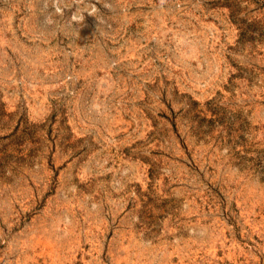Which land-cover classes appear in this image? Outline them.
Returning a JSON list of instances; mask_svg holds the SVG:
<instances>
[{"label":"rangeland","instance_id":"rangeland-1","mask_svg":"<svg viewBox=\"0 0 264 264\" xmlns=\"http://www.w3.org/2000/svg\"><path fill=\"white\" fill-rule=\"evenodd\" d=\"M0 264H264V0H0Z\"/></svg>","mask_w":264,"mask_h":264}]
</instances>
